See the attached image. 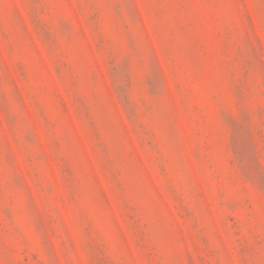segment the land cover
<instances>
[{
	"label": "rangeland",
	"instance_id": "374dc122",
	"mask_svg": "<svg viewBox=\"0 0 264 264\" xmlns=\"http://www.w3.org/2000/svg\"><path fill=\"white\" fill-rule=\"evenodd\" d=\"M0 264H264V0H0Z\"/></svg>",
	"mask_w": 264,
	"mask_h": 264
}]
</instances>
